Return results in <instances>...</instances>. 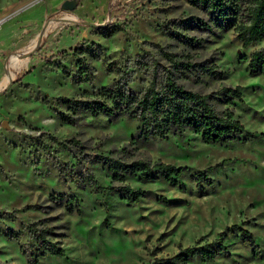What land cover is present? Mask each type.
I'll list each match as a JSON object with an SVG mask.
<instances>
[{
	"label": "rangeland",
	"instance_id": "obj_1",
	"mask_svg": "<svg viewBox=\"0 0 264 264\" xmlns=\"http://www.w3.org/2000/svg\"><path fill=\"white\" fill-rule=\"evenodd\" d=\"M63 1L0 0V43L7 48L0 50V68L12 59L0 72V264H28L29 251L37 264H150L218 233H225V253L184 264H264V75H249L241 58L264 40L242 48L230 29L204 30L194 21H204L202 14L184 0H76L71 10L60 9ZM174 20L170 26L198 40L196 46L167 36L164 27ZM152 44L192 65L175 81L208 95L216 112L228 109L243 129L239 139L205 143L184 129L180 137L130 143L134 120L91 117L57 100L99 97L112 77L104 64L113 59L146 51L167 66ZM78 63L89 68L87 81L78 80ZM145 81L136 73L130 87L136 92ZM222 87L237 88L238 98L222 95ZM101 157L160 161L185 171L176 186L137 174L112 180ZM197 172L210 181L201 180V190ZM121 185L142 194L132 201L107 190ZM57 195L71 197L70 211ZM29 224L45 230L62 253L40 256ZM238 229L251 235L253 255Z\"/></svg>",
	"mask_w": 264,
	"mask_h": 264
},
{
	"label": "trees",
	"instance_id": "obj_2",
	"mask_svg": "<svg viewBox=\"0 0 264 264\" xmlns=\"http://www.w3.org/2000/svg\"><path fill=\"white\" fill-rule=\"evenodd\" d=\"M185 3L198 10L204 21L194 19L197 26L204 30H232L234 38L242 48L250 44L264 40V0H184ZM164 27L168 37L186 46H196L198 40L192 37L180 35L170 24ZM116 29L101 33L102 37H109ZM163 62L168 63L162 66L151 54L146 51L133 57H123L120 60H110L104 64V71L111 74L109 83L99 89V97L79 98H57V100L73 111L87 113L91 117L98 115L105 116L109 121L122 117L132 119L137 123L134 132L130 135V143L134 141L148 142L155 139H165L168 135L180 137L184 129L196 134L205 143H224L239 139L243 129L240 123L233 119L228 109L224 108L216 112L209 103L208 95H200L197 92L183 88L175 81V75L181 69L192 66L183 62L180 55L168 53L156 44L151 45ZM91 57L96 53L90 47L84 48ZM246 61L247 73L249 75H264V47L251 50L247 56H241ZM80 79H89V68L78 63ZM211 73L210 71H208ZM136 73H142L146 79L138 91L134 92L130 84ZM222 95L229 98H238L237 88L222 87ZM60 120L72 124V118L60 114ZM75 143L72 139L69 142ZM125 150L119 149L122 153ZM109 178L121 180L122 175L137 174L141 181H154L161 178L169 185L176 186L181 174L185 171L183 166H173L169 163L154 161L148 163L142 159L132 160L123 163L119 160L101 157ZM193 180L197 190H201L199 182L207 179L204 172L193 174ZM110 192H119L132 201H136L142 194L141 191L129 190L127 185L108 187ZM65 201L64 208L70 211L68 199L70 196L57 195V200ZM73 200V199H72ZM29 233L36 237L39 253L60 255L62 249L48 242L44 237L45 230H39L33 224L27 226ZM240 238L249 246L250 255L254 254L255 245L251 235L238 229ZM5 238H15L10 231H3ZM225 233H218L216 238L194 247H185L168 258H153L150 264H184L189 259L197 256L200 260H212L218 253H225L223 245ZM27 263L37 264L38 255L29 251Z\"/></svg>",
	"mask_w": 264,
	"mask_h": 264
},
{
	"label": "crops",
	"instance_id": "obj_3",
	"mask_svg": "<svg viewBox=\"0 0 264 264\" xmlns=\"http://www.w3.org/2000/svg\"><path fill=\"white\" fill-rule=\"evenodd\" d=\"M0 34H1V33H0ZM0 50H1V52H5V51L7 50V48L5 47V42H1V43H0ZM9 67H12V59H10L9 64L4 63V64L1 66V68H0V72L3 73L4 69H5V68L8 69ZM3 78H4V77H2L1 80H0V86L3 84V83H2Z\"/></svg>",
	"mask_w": 264,
	"mask_h": 264
},
{
	"label": "water",
	"instance_id": "obj_4",
	"mask_svg": "<svg viewBox=\"0 0 264 264\" xmlns=\"http://www.w3.org/2000/svg\"><path fill=\"white\" fill-rule=\"evenodd\" d=\"M76 0H64L61 5L60 9H73L75 7Z\"/></svg>",
	"mask_w": 264,
	"mask_h": 264
}]
</instances>
